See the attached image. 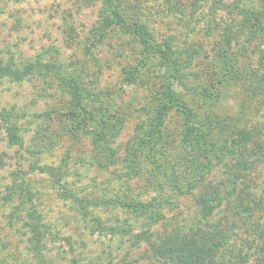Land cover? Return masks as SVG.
Wrapping results in <instances>:
<instances>
[{"label": "trees", "instance_id": "16d2710c", "mask_svg": "<svg viewBox=\"0 0 264 264\" xmlns=\"http://www.w3.org/2000/svg\"><path fill=\"white\" fill-rule=\"evenodd\" d=\"M98 2L63 57L0 55L44 104L0 102V264H264V0Z\"/></svg>", "mask_w": 264, "mask_h": 264}, {"label": "rangeland", "instance_id": "374dc122", "mask_svg": "<svg viewBox=\"0 0 264 264\" xmlns=\"http://www.w3.org/2000/svg\"><path fill=\"white\" fill-rule=\"evenodd\" d=\"M98 3V0H20L18 2L14 0H8L6 2L5 0H0V55H6V50L9 49L11 52L15 51V56H27L34 54L41 47H48L51 53L54 52V49H57L59 56L63 57L69 53L65 49L66 41L69 42L72 39L73 42L77 36L80 39L84 35L89 23L94 19ZM66 11L67 13H65ZM68 12L71 13L72 18L68 20L71 22L67 25L70 24L74 27L73 31L70 30L72 36L63 30L65 27L63 16L69 17ZM81 25H84L85 28L80 30ZM203 44L205 49H207L203 51V54L209 59L211 54L206 45L207 41H203ZM75 52L78 57H81V44L76 45ZM103 54L104 51L99 56ZM47 55L49 54L46 53ZM104 73V79H107V76L112 73V70H105ZM32 82L25 81L23 83H17L8 81V79L0 80V102L3 104L25 106L27 111L44 108L42 98L40 96L38 98L35 94V91L41 85L39 86L37 82V85L34 86ZM238 92L239 90L237 92H227L228 95L226 97L224 96V99L219 104L221 110L227 112L233 111L231 105L234 106L238 101ZM249 111L251 112L250 116L256 117L255 121H264V106H261L257 111L256 108L250 107ZM176 117L179 118V116L175 115L171 119L172 125ZM135 123L136 118L133 116L125 122L122 132L117 137L115 143L119 150L123 149L125 142L131 138ZM89 149V139L82 138L74 144H71L66 139H62L56 144L54 152L45 156L44 159L46 162L56 161L67 151L70 152L72 159L77 156L88 157ZM7 152L14 154V149H8ZM78 166L80 167V171H85L86 167L81 166L80 163ZM262 171L264 172V164L261 169ZM88 173V177L83 175L79 183L86 184L95 175L101 181L102 178L94 174L93 169L89 170ZM2 175L0 173V180L3 179ZM263 178L264 175L260 173L259 179ZM38 182L39 185L42 184V182L41 184L40 181ZM44 199L55 198L52 195L46 196L45 194ZM50 214L51 216L54 215L53 213Z\"/></svg>", "mask_w": 264, "mask_h": 264}]
</instances>
